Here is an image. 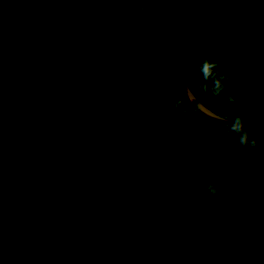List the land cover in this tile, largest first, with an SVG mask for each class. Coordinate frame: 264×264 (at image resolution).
Returning a JSON list of instances; mask_svg holds the SVG:
<instances>
[{"label": "flooded vegetation", "instance_id": "af4514ba", "mask_svg": "<svg viewBox=\"0 0 264 264\" xmlns=\"http://www.w3.org/2000/svg\"><path fill=\"white\" fill-rule=\"evenodd\" d=\"M223 1L0 0L10 229L87 264H264V165L205 143L171 98L183 41ZM187 83L205 129L264 120V0L198 51Z\"/></svg>", "mask_w": 264, "mask_h": 264}, {"label": "water", "instance_id": "95a60500", "mask_svg": "<svg viewBox=\"0 0 264 264\" xmlns=\"http://www.w3.org/2000/svg\"><path fill=\"white\" fill-rule=\"evenodd\" d=\"M251 6L252 0H224L218 11L201 19L188 34L177 53L170 72V78L175 81V87L172 88L171 86V98L179 119L205 143L223 151L243 155L264 153V120L241 122L243 127L250 133L249 139L256 141L255 146L241 147L239 136L235 133H229L228 129L235 121L212 118L205 129L202 120L198 118L186 102L188 94L187 78L192 60L198 51L207 42L240 21L249 12ZM82 202H85V199ZM95 258L99 264H102L98 255Z\"/></svg>", "mask_w": 264, "mask_h": 264}, {"label": "trees", "instance_id": "16d2710c", "mask_svg": "<svg viewBox=\"0 0 264 264\" xmlns=\"http://www.w3.org/2000/svg\"><path fill=\"white\" fill-rule=\"evenodd\" d=\"M263 154H253V165H264ZM260 157V158H258ZM264 170L257 174L261 175ZM257 179H261L258 177ZM262 189L261 186L258 187ZM0 264H87L73 260L53 251L42 250L35 242L9 228L0 216Z\"/></svg>", "mask_w": 264, "mask_h": 264}, {"label": "clouds", "instance_id": "9594fccd", "mask_svg": "<svg viewBox=\"0 0 264 264\" xmlns=\"http://www.w3.org/2000/svg\"><path fill=\"white\" fill-rule=\"evenodd\" d=\"M215 67H216V65H214L208 61H205L202 64L201 72H202V74L206 80L211 77L212 69ZM220 87H221L220 81L216 80L214 88L216 90H218V89H220ZM228 131H229V133H235L239 136V144L241 145V147L255 146L256 141L254 139H251V140L249 139L250 133L243 127L239 118H237L235 120V123L228 129ZM208 190L210 192H212L213 194H215L214 186H209Z\"/></svg>", "mask_w": 264, "mask_h": 264}, {"label": "rangeland", "instance_id": "374dc122", "mask_svg": "<svg viewBox=\"0 0 264 264\" xmlns=\"http://www.w3.org/2000/svg\"><path fill=\"white\" fill-rule=\"evenodd\" d=\"M239 158H242V159H243V156H238V159H239Z\"/></svg>", "mask_w": 264, "mask_h": 264}]
</instances>
